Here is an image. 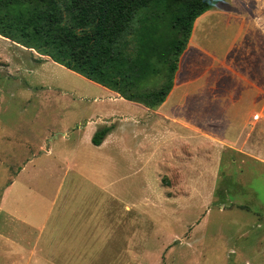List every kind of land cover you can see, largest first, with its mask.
Listing matches in <instances>:
<instances>
[{
	"label": "rangeland",
	"instance_id": "374dc122",
	"mask_svg": "<svg viewBox=\"0 0 264 264\" xmlns=\"http://www.w3.org/2000/svg\"><path fill=\"white\" fill-rule=\"evenodd\" d=\"M216 38L192 45L169 113L236 138L260 106ZM101 86L0 36V264H264V160L162 128L168 145L142 144L145 112Z\"/></svg>",
	"mask_w": 264,
	"mask_h": 264
},
{
	"label": "trees",
	"instance_id": "16d2710c",
	"mask_svg": "<svg viewBox=\"0 0 264 264\" xmlns=\"http://www.w3.org/2000/svg\"><path fill=\"white\" fill-rule=\"evenodd\" d=\"M217 0H0V36L156 108L195 19ZM110 127L98 129L100 145Z\"/></svg>",
	"mask_w": 264,
	"mask_h": 264
},
{
	"label": "crops",
	"instance_id": "0c3cea01",
	"mask_svg": "<svg viewBox=\"0 0 264 264\" xmlns=\"http://www.w3.org/2000/svg\"><path fill=\"white\" fill-rule=\"evenodd\" d=\"M203 16V23H201V19H197L198 21L196 20L193 23L189 40L179 57L173 87L160 106L154 109L148 108L141 103L125 99L112 89L103 85L101 87L109 95L111 94L114 99L136 105L141 108L142 113L145 112L142 117L133 115L136 124L140 128V131L137 130V134L133 131V135H141L144 141L142 144H145L148 140H157L158 143H163L164 138L161 139V137L156 136L162 128L165 133L171 131L169 140L175 141L178 148H180L182 142L188 146H193V143L199 140L197 135L203 134L212 141H219L221 144L224 142L234 150L257 155V158L264 160V154H262L260 148V142L264 140V0H217L211 9L205 11ZM200 24H203V30L199 29L198 25ZM203 33L206 35L207 43L210 40L217 41V34H221V37L226 39L227 43L224 44V49L221 52L222 62L227 68L225 74L243 76L244 80L245 77H251V80L246 79V81H249V87L246 89L247 97L251 95L252 102L256 101V106H260V108L249 121L251 124L243 125L236 138L221 135L217 138L210 132L212 128L207 127V124L198 127L197 124L191 121H184L185 123H183L174 114L169 113L170 102L179 97L182 89L186 86L184 80L189 62L187 53L191 54L193 52L192 45L196 48V40ZM208 50L206 48V53L210 54L211 58L216 59V55ZM44 58L50 57L44 56ZM245 103L246 105L251 104L247 101ZM112 116L122 118L121 113L117 111ZM169 121L178 124L176 130L174 128L172 131L171 127L167 126ZM246 122L248 121L246 120L244 123ZM183 129H187L189 132L186 133ZM104 142L102 141V144ZM149 143L146 144L149 145ZM163 144L168 145L166 142ZM142 148L140 147V149Z\"/></svg>",
	"mask_w": 264,
	"mask_h": 264
}]
</instances>
